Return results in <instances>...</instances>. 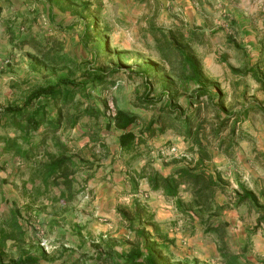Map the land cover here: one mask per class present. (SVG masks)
Returning <instances> with one entry per match:
<instances>
[{"label":"rangeland","instance_id":"obj_1","mask_svg":"<svg viewBox=\"0 0 264 264\" xmlns=\"http://www.w3.org/2000/svg\"><path fill=\"white\" fill-rule=\"evenodd\" d=\"M87 1L91 3V11L95 13L92 17L97 21L93 28L95 32L89 34V40L84 41L85 38L80 40L83 33L81 23L71 30H66L76 19L72 14L76 7L72 6L68 10L69 3L60 0L62 7L66 9L54 8L52 23L48 22L41 12L37 16L31 12L26 14L27 21L19 33V40L12 44L4 33L5 22L10 19L16 22L14 32L12 31L16 35L17 23L21 22V18L14 19L15 11L21 8L20 10L26 13L32 9L31 4L22 3V0H0L2 8L0 108L8 103L22 102L34 88L43 85L45 79L53 81L59 76L80 79L81 72L86 67L100 68L104 72L117 70L111 78V82L114 81L111 89L104 91L97 89L93 92L96 99L93 105L95 108H101L99 100H105L109 109L106 113L110 115L114 114L116 107L130 110L139 117L138 122L130 128L138 135L165 103L164 98L155 106L141 105V100H154L162 84L151 78L147 81L151 84V91L147 92L144 86L146 82L142 78L129 76L131 73H139L147 61L160 63L158 55L152 48V40L146 34V21L154 18L158 25L164 27L177 24L185 29L196 30H201L202 25L205 31L195 42L194 51L206 76L217 87L220 100L202 97L199 99L200 104L192 109H186L185 99L180 96L175 104L186 109L185 113L189 118L195 119L193 126L203 125L199 137L204 141L212 157L211 161L206 163L207 170L218 171L224 181L223 192L216 194V201L227 206L222 213V219L223 216L227 219H237V225L244 229V236L233 238V229L228 222L230 237L234 242L232 245L229 240L227 241L231 244L229 246L231 251L239 254L243 252L245 260L264 262V225H256L257 215L248 204L236 206L234 199V192L239 191V185H242L252 191L259 202H264V110H258L264 109V89L252 73L246 74L247 69L253 67L258 71L259 78L261 75L264 77V0H189L193 11L199 14L197 18L194 16L191 23L183 21V11L175 0H166L167 5L164 7L166 18L160 16L162 6L159 0ZM30 23V30L27 31L26 27ZM34 38L37 39V46L20 45L21 40L30 41ZM104 41L109 52L103 49ZM93 45L97 50L99 48V51L93 50L95 49ZM233 45H238L241 50H237ZM90 49L92 52H89ZM63 54H67L73 61L55 66L45 64L49 61L48 57H59ZM108 81L110 80H107V83ZM75 104H69L62 110L64 120L58 133V140L65 141L67 137L68 146L76 150L81 149L79 153L84 159L90 157L89 150L92 149L86 151L84 148L89 144L93 146L90 134L94 139L98 135H103L104 143L111 150H115L118 132L113 130L106 132L103 128L104 118L83 116L74 128L71 127L74 117L70 118L68 113H73ZM225 120L227 122L224 130L217 138L216 131ZM222 141L224 142L222 150H218ZM190 146L189 140L186 141L174 130L166 129L161 135L157 134L148 140L147 145L141 146L140 149L156 168L168 173L175 161L180 159L179 156H186L189 163L196 159ZM48 147L51 149V144ZM96 150L98 151V148ZM125 159L117 158L123 169ZM143 162H135L132 165H140ZM4 176H8V173L5 172V168H0V180ZM106 176L107 174L102 175L96 182H90V185L98 186V180L101 178L108 184V189L115 191L114 193L110 191L109 197L107 193L102 196L111 203L114 200L109 213L99 216L95 195L87 190V186L83 194L77 196L72 203L74 212L71 219L84 227L82 235L88 240H96L99 236L106 237L110 233L114 236L126 235L125 225L117 216L115 209L117 206L129 204L131 200L128 197L129 192L116 180L102 178ZM5 189L11 191V194L15 193L7 186ZM152 197L154 205L155 200L159 202L157 199L159 193H153ZM181 198L187 201L189 195L183 192ZM162 204L155 205L165 215L163 219L158 218V222L167 231L170 239L174 240L171 247L173 253L179 259H197L201 264H219L215 246L216 236L204 233L203 228L198 225L197 218L194 224H190L187 218L175 211L172 202ZM150 209L153 211V208ZM154 209L158 210L155 207ZM50 213L51 208H47L43 216L37 220L38 237L44 248L49 253L62 244L73 248L74 254H67L66 259H76L82 253H90L88 243L79 247L78 236L66 234L69 225L61 227L60 224L55 226V223L48 222L46 216ZM154 216L157 221L155 213ZM94 263L90 260L84 262Z\"/></svg>","mask_w":264,"mask_h":264},{"label":"trees","instance_id":"obj_2","mask_svg":"<svg viewBox=\"0 0 264 264\" xmlns=\"http://www.w3.org/2000/svg\"><path fill=\"white\" fill-rule=\"evenodd\" d=\"M64 1L70 5L67 6L68 10L72 6L76 7L72 11L76 19L66 30L81 23L83 33L80 40H89V34L95 32L93 28L97 24L92 17L95 13L91 11V3L87 0ZM23 2L31 4L32 9L26 13L21 8L16 9L14 19L21 18V22L17 23L19 28L17 27L16 35L12 33L16 22L10 19L4 25V33L12 44L19 40V33L23 30L27 21L26 14L29 12L35 16L41 12L52 23L53 9H66L62 7L60 0H22ZM97 11L98 7L95 9ZM30 27L31 23L27 25V31ZM146 34L152 40V48L161 64L147 61L139 73H131L129 76L142 78L146 82L144 86L147 92L151 91V84L147 83L151 78L162 84L158 96L151 101L141 100V105L155 106L164 98L165 103L138 135L130 128L138 122L139 117L130 110L116 107L114 114L110 115L106 113L109 109L105 100H99L101 108L93 105L96 103L93 92L97 89H111L114 84L111 78L117 70L104 72L100 68L86 67L82 70L80 79L69 76H59L53 81L45 79L44 84L34 88L22 102L8 103L0 108V168L8 170V176L0 180V203L4 206L0 212V264H84L86 260L93 261L94 264H201L197 259H179L173 253L171 247L174 240L170 239L167 231L156 221L149 205L141 201L144 199L137 197L141 180H145L152 193H159L171 201L175 211L187 218L190 224H194L197 218L204 233L216 236L219 264H264L262 261L245 260L243 252L239 254L231 251L227 242L230 225L222 219L227 206L216 201V194L224 190V181L218 171L207 170L206 163L212 157L199 137L203 125L193 126L195 119L189 118L185 113L186 109L200 104L199 99L202 97L220 100L217 87L206 76L194 51V44L203 36V31L185 29L177 24L164 27L150 18L146 21ZM25 44L37 46V39L20 41V45ZM233 46L241 50L238 45ZM103 49L109 52L105 41ZM93 50L96 51L97 48ZM48 58L49 61L45 64L52 66L73 61L67 54ZM257 72L250 67L246 74L252 73L264 89V77L261 75L259 78ZM107 80L110 81L107 83ZM180 96L185 99V110L175 104ZM73 103H76L73 113H68L70 118L74 117L71 127L74 128L83 116L104 118V130L118 132L115 150L104 143L103 135L94 139L90 134L93 146L89 150L90 157L84 159L79 153L81 149L68 146L67 137L65 141L58 140L64 120L62 110ZM226 122L227 120L217 129V138ZM166 129L174 130L177 135L189 140L196 159L189 163L185 156H179L180 159L175 161L170 172L165 174L150 162L140 147L147 145L148 140L157 134L161 135ZM223 144L222 141L218 150H222ZM115 153H119L118 158H126L124 179L130 187L129 204L115 209L125 225L126 235L114 236L110 233L106 237L88 240L82 235L84 227L71 219L74 212L72 203L85 191L93 168L102 166L96 164L100 160L98 155L110 154L112 165ZM140 161L144 162L132 165ZM1 185H10L16 197L14 194L7 196ZM183 192L189 195L187 201L181 198ZM234 199L236 206L248 204L257 215L256 225H264V202H259L252 191L239 185V191L234 192ZM2 205L0 204V208ZM47 208H51V213L44 215L48 222L55 223V226L60 224L61 227L69 225L66 234L78 236L79 247L88 243L90 253H82L76 259H66L67 254H74L73 248L62 244L52 253L44 248L38 237L37 220Z\"/></svg>","mask_w":264,"mask_h":264},{"label":"crops","instance_id":"obj_3","mask_svg":"<svg viewBox=\"0 0 264 264\" xmlns=\"http://www.w3.org/2000/svg\"><path fill=\"white\" fill-rule=\"evenodd\" d=\"M159 1L161 2V6H162L161 7L160 16L166 18V15H164V13H165L164 7H166L167 2H166V0H159ZM174 2H176L178 4V6L181 8V10L183 11V15H184L183 21L191 23L193 18H194V16H195V18L198 17L199 14L197 15V13H195L193 11V7L191 6V2L189 0H175ZM200 26L202 27L201 31H205L203 26L202 25H200ZM86 147L90 148L91 144L87 145ZM87 150L88 149H86V151ZM111 155H113V153H111ZM111 155L110 154H108L106 156L105 155H98L100 160H98L96 162V164H98V165L100 164L102 166H100L98 168L97 167L93 168V170H92L93 173L91 175V179L86 184L87 190L93 192V194L95 195V199H96L95 201H96V203H98V207H99V216L100 215L104 216V214L109 213L110 210H111V207H113V204H114V200L111 203L110 200H108L107 198L103 199L102 196L105 193H107V196L109 197L110 191H111V193L115 192L112 189L111 190L108 189V187H107L108 184L105 182V180H102L101 178H100V180H98V184H97L98 186H96V184L94 185L93 183L96 182L99 177H101L102 175L105 176L107 174L106 177H102V178H104L106 180H111V181L116 180L117 182H119L120 186H122L123 188L128 190V192H129V189H130L129 185L127 184V182L124 179V177H125L124 176L125 175L124 174L125 169H123V167L121 165H119L118 164L119 162L116 160V158H118V156H119V153H115L114 161H113L112 165L110 164V161H111V158H112ZM5 172L8 173V170H5ZM5 177L6 176H4L3 178H5ZM90 182H93L92 183L93 185H90L91 184ZM1 186L3 187V189H4L3 191H5V192L9 191V190L5 189L6 186L12 189V187L10 185H1ZM154 194H156V193H154ZM10 195H11V191L8 192L7 196H10ZM152 195H153V193L150 191V189H149L147 183L145 182V180H141L139 182V188H138L137 197L144 199V200H141V201L147 203L150 206V208H153V212L157 215V221H158V218L159 219H163V217L165 215H164L163 211L161 209H159L158 207H156L155 205H157V204L158 205H163L162 203H166V202L168 203V202H171V201H168L167 199H165L163 196H161L159 194V198H157L159 200V202L155 200V205H154V201H153L154 198L152 197ZM5 197H6V195H5ZM128 197L131 198L130 195H128ZM46 203L47 202H45V204ZM99 203L101 205H99ZM154 207L156 209H158V210L155 211ZM0 212H2V207L0 209ZM223 218L227 222H229L231 224V228L233 229V234H232L233 238L236 237V236H239V237L242 236V235L244 236V234H245L244 233V229H242L241 227H239L237 225V222H238L237 219H232V218L227 219L225 216H223ZM230 235L231 234L229 233V237H230ZM233 238L230 237L228 239L229 243L231 242L232 245H234V242L231 240ZM229 243H228V245L231 246V244H229Z\"/></svg>","mask_w":264,"mask_h":264},{"label":"built area","instance_id":"obj_4","mask_svg":"<svg viewBox=\"0 0 264 264\" xmlns=\"http://www.w3.org/2000/svg\"><path fill=\"white\" fill-rule=\"evenodd\" d=\"M172 151H174V149H172ZM181 156H184V155H181ZM186 157V156H185ZM187 158V157H186Z\"/></svg>","mask_w":264,"mask_h":264}]
</instances>
